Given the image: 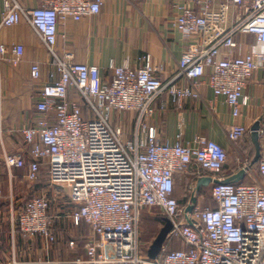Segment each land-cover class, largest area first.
<instances>
[{
  "label": "built area",
  "instance_id": "1",
  "mask_svg": "<svg viewBox=\"0 0 264 264\" xmlns=\"http://www.w3.org/2000/svg\"><path fill=\"white\" fill-rule=\"evenodd\" d=\"M176 1L180 13L175 25L190 42L177 73L166 80L157 76L152 56L146 53L142 67L134 68L127 61L112 65L111 80L103 81L98 65L77 61L72 51L59 53L56 45L60 22L97 14L105 0H40L33 8L4 0L0 59L16 66L21 63L24 46L9 48L1 30L25 18L49 50L55 68L54 80L41 90L38 121L22 130L31 145V160L21 153H8L5 159L10 169L27 168L31 182L41 179L46 165L56 192L53 197H31L19 211L9 195L11 220L24 236L52 243L56 236L50 211L56 203H67L73 223H87L92 233L85 242V256L65 264H264V151L257 169L250 159L243 160V180L213 183L216 205H196L190 213L193 223H188L175 195L177 174L201 176L209 171L212 178L223 180L228 152L202 136L194 144L161 141L146 122L160 96L169 94L180 104L200 97L205 83L215 95L225 97L235 116L240 114L249 101L244 90L250 78L264 67V0ZM238 33L253 34L257 42L237 55L231 49L237 45ZM31 76L40 80L39 62L32 64ZM180 77L189 82L188 87L178 82ZM122 112L137 113L129 139L113 123L114 114ZM247 132L246 126L233 124L228 138L237 142ZM259 133L264 135V127ZM154 207L173 224L166 244L181 238L187 247L164 250L150 260L142 252L139 223L141 212ZM69 245L76 247L73 237Z\"/></svg>",
  "mask_w": 264,
  "mask_h": 264
},
{
  "label": "crops",
  "instance_id": "2",
  "mask_svg": "<svg viewBox=\"0 0 264 264\" xmlns=\"http://www.w3.org/2000/svg\"><path fill=\"white\" fill-rule=\"evenodd\" d=\"M17 1L25 8L40 4V0ZM223 1L226 0H218ZM4 11V0H0V21ZM179 13L176 0H105L97 14L60 22L56 48L59 53L72 51L79 62L98 65L103 81L111 80L112 65L127 61L134 68H139L144 65L143 55L148 53L152 56L154 73L166 80L177 73L179 61L190 43L175 25ZM1 34L9 48L22 44L24 54L17 66L7 58L0 59V189L3 194L0 196V264H65V260L85 256V242L92 233L91 228L85 222L74 224L68 214L69 206L60 202L50 211L55 241L47 243L41 237L24 236L11 220L8 196H13L14 207L19 211L35 195L53 197L56 187L49 181L46 165L42 166L41 179L31 182L26 177L27 168L10 169L5 159L8 153H21L27 161L31 160V145L26 142L22 130L38 121L40 114L37 103L41 90L45 83L54 80L52 74L55 68L49 50L25 18L17 24L4 26ZM195 40L199 41L200 37ZM236 41L237 45L231 50L237 55L250 51L257 42L253 34L242 33L237 34ZM34 62L40 63V80H34L31 76ZM55 77H59L58 73ZM178 82L184 87L189 86L183 77ZM244 94L249 96V101L241 106L238 116L233 114L225 97L215 95L208 83L202 85L200 97L187 98L180 104L173 102L169 94H164L156 100L155 108L146 122L150 128L156 129L164 142L180 140L183 144H194V139L202 136L222 144L229 157L222 169V175L226 178L237 174L242 169L243 160L249 159L247 153L256 148L252 139L253 125L260 121L261 127H264V67L254 71ZM136 119V112L115 113L113 123L121 127L129 139L133 137ZM233 124L248 128L244 138L237 142L228 138V130ZM260 143L263 152L264 138L261 136ZM193 175V172L177 174L176 196L180 181H187ZM211 176L209 171H203L190 184V187L193 185V192L199 179ZM212 186L213 183L201 188L203 195L198 194L197 205H216L213 198L209 203L204 202V194L211 192ZM151 210L159 214V226L162 227L163 214L157 207L143 210L140 221L142 215ZM72 237L77 243L75 248L69 245ZM175 240L165 244L163 251Z\"/></svg>",
  "mask_w": 264,
  "mask_h": 264
},
{
  "label": "water",
  "instance_id": "3",
  "mask_svg": "<svg viewBox=\"0 0 264 264\" xmlns=\"http://www.w3.org/2000/svg\"><path fill=\"white\" fill-rule=\"evenodd\" d=\"M260 128H261L260 121H257L251 129L252 139L256 147V155L254 159L251 161V166L254 165V163H256L259 160L261 156V152H262V146L260 143L261 135L259 133ZM244 177H245V170L241 169L237 174L226 177L223 180H219V179L212 178V177H205V178L199 179L197 186H196V190L192 194L191 201L185 207V217L188 223H193V219L191 218L190 213L193 211V209L197 205L198 194L203 186H208L211 183H230V182L235 183V182H239L243 180ZM162 219L164 221V225L161 227L159 233L157 234L153 242L150 244L148 251H147V256L150 260H155L161 254L166 244L169 232L171 231L172 226H173L170 218L162 217Z\"/></svg>",
  "mask_w": 264,
  "mask_h": 264
},
{
  "label": "rangeland",
  "instance_id": "4",
  "mask_svg": "<svg viewBox=\"0 0 264 264\" xmlns=\"http://www.w3.org/2000/svg\"><path fill=\"white\" fill-rule=\"evenodd\" d=\"M186 182V179H182L179 183V192L178 196H184V190L182 187V183ZM204 202L209 203L211 199L208 197V193L205 192L204 194ZM160 216L156 211H146L141 218V225H140V240L142 244V252L145 254L147 253V249L150 244L153 242L157 234L159 233L161 227L159 226ZM174 248L171 245L168 246V249Z\"/></svg>",
  "mask_w": 264,
  "mask_h": 264
},
{
  "label": "trees",
  "instance_id": "5",
  "mask_svg": "<svg viewBox=\"0 0 264 264\" xmlns=\"http://www.w3.org/2000/svg\"><path fill=\"white\" fill-rule=\"evenodd\" d=\"M247 134V133H246ZM245 134V135H246ZM244 135V136H245ZM262 138H264V135H262L261 136ZM244 138V137H243ZM247 155H249L248 156V158L252 161L253 159H254V157H255V155H256V148H253L252 149V151H250L249 153H247ZM258 163H259V160L256 162V163H254V167L257 169L258 168ZM198 176H196V175H193V177L191 178V179H189V180H187L186 182H185V184L183 185V190H184V196L183 197H179L178 195H177V198H178V202H179V205L182 207V205H184V204H186V203H188L189 201H190V199H191V196H192V193H193V189L190 187V184H191V182L192 181H194L196 178H197ZM259 177L261 178V175H259ZM176 182H177V178H176V181H175V187H176ZM200 194V196L201 195H203V193L202 192H200L199 193ZM208 197L209 198H212V193L211 192H209L208 193ZM140 225H141V221H140ZM175 243H176V245H175ZM172 247H174V248H167V250H172V249H183V248H186V247H184L186 244H185V241L183 240V239H181V238H178V239H176L175 240V242L173 243V244H170ZM146 254V253H145Z\"/></svg>",
  "mask_w": 264,
  "mask_h": 264
}]
</instances>
